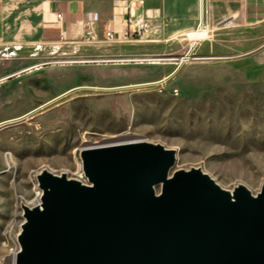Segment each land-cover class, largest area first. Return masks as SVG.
Returning a JSON list of instances; mask_svg holds the SVG:
<instances>
[{
    "label": "rangeland",
    "instance_id": "1",
    "mask_svg": "<svg viewBox=\"0 0 264 264\" xmlns=\"http://www.w3.org/2000/svg\"><path fill=\"white\" fill-rule=\"evenodd\" d=\"M163 50L153 52L169 59L159 64L29 57L27 67L37 69L0 85V264L18 249L38 175L80 179L86 143L129 134L174 152L170 176L198 169L232 195L240 186L261 193L264 51L251 71L193 55L171 76L162 69L183 55Z\"/></svg>",
    "mask_w": 264,
    "mask_h": 264
},
{
    "label": "water",
    "instance_id": "2",
    "mask_svg": "<svg viewBox=\"0 0 264 264\" xmlns=\"http://www.w3.org/2000/svg\"><path fill=\"white\" fill-rule=\"evenodd\" d=\"M81 157L89 184L38 175L16 264H264V186L232 195L198 169L169 177L174 152L145 141Z\"/></svg>",
    "mask_w": 264,
    "mask_h": 264
},
{
    "label": "crops",
    "instance_id": "3",
    "mask_svg": "<svg viewBox=\"0 0 264 264\" xmlns=\"http://www.w3.org/2000/svg\"><path fill=\"white\" fill-rule=\"evenodd\" d=\"M59 13L62 21L57 20ZM88 14L97 16L91 26L94 39L83 26ZM138 15L151 25L149 34L142 41H122L135 29L129 19ZM204 28L207 40L194 44L188 39L189 33ZM107 31L117 41H106ZM156 45H163L168 56L191 53L251 71L252 61L264 51V0H0V59L6 61L0 62V85L19 81L28 72L23 71L29 57L150 59ZM170 60L162 69L166 75L182 67Z\"/></svg>",
    "mask_w": 264,
    "mask_h": 264
},
{
    "label": "built area",
    "instance_id": "4",
    "mask_svg": "<svg viewBox=\"0 0 264 264\" xmlns=\"http://www.w3.org/2000/svg\"><path fill=\"white\" fill-rule=\"evenodd\" d=\"M115 1H122L124 4L127 3V0H115ZM155 1H161V0H155ZM129 12L130 15H132V11L131 8H129ZM57 20L62 21L63 20V15L61 13L57 14ZM97 21V16L95 14H88L85 21L83 22V26L85 28V33L88 37H90V39H94V34L92 32V25L94 22ZM129 24H134V30L133 31H128L124 34L122 41H142L145 40V38L147 37V35L149 34L150 30H151V25L149 24V22L142 16L138 15L135 16L133 21L131 19H129ZM105 39L108 42H114L117 41L114 35L113 31H107L105 34ZM185 58H188V61H182ZM197 60H206V58H201V57H197ZM191 60H194V57L191 53H187L185 55H183L180 58V65L186 63V62H190ZM121 63L124 62H135V59L132 58H125V59H119L117 60ZM177 90H174V93H177ZM83 184H89V183H85L83 178L81 179ZM44 192L43 190L40 188L39 183L35 184V198L33 200H35L36 198L39 197H43ZM7 232V229L5 230V234ZM14 254H19V252H14Z\"/></svg>",
    "mask_w": 264,
    "mask_h": 264
},
{
    "label": "bare ground",
    "instance_id": "5",
    "mask_svg": "<svg viewBox=\"0 0 264 264\" xmlns=\"http://www.w3.org/2000/svg\"><path fill=\"white\" fill-rule=\"evenodd\" d=\"M208 38H209V34H208V31L205 28L204 29H198L197 31H194V33L192 32V33L188 34V39L191 40L194 44L199 43V42L204 41V40H207ZM164 60H169V59H158V58L139 59V60L135 59V62L148 61V62H152L153 64H159L158 63L159 61H164ZM114 61L115 62H119L117 60H113V62ZM182 61H184V62L188 61V58H185ZM134 142H142V140L134 141L133 138L129 134H120V135L113 136L110 140L105 141V142L101 143L100 145L90 146V144L86 143L85 146L82 147V150L91 149V148H97V147H104V146H111V145L134 143ZM81 170H82V165H81ZM79 177H80V179L75 178L73 180H77V181L82 182L81 179L83 178L85 183H89L88 179L86 178V176H85V174L83 172V170L79 174ZM169 177H170V174H169ZM156 193H158V192L156 191ZM41 205H42V197H39V198H36L35 200H33L32 205L26 204L24 206H27L28 208L32 209V208H35V207H41ZM17 244H18V249L13 250L12 256L7 261V264H16L17 263L18 254L16 255V254H14V252H20L21 251V247H20L19 241H17Z\"/></svg>",
    "mask_w": 264,
    "mask_h": 264
}]
</instances>
